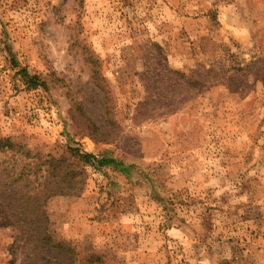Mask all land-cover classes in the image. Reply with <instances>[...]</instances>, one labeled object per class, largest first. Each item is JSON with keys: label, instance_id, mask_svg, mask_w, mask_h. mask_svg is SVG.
<instances>
[{"label": "rangeland", "instance_id": "1", "mask_svg": "<svg viewBox=\"0 0 264 264\" xmlns=\"http://www.w3.org/2000/svg\"><path fill=\"white\" fill-rule=\"evenodd\" d=\"M261 54L264 0H0V264H67L36 233L43 210L118 264H264V85L231 70ZM201 65L221 76L191 98L164 70ZM61 157L79 196L52 193Z\"/></svg>", "mask_w": 264, "mask_h": 264}, {"label": "trees", "instance_id": "2", "mask_svg": "<svg viewBox=\"0 0 264 264\" xmlns=\"http://www.w3.org/2000/svg\"><path fill=\"white\" fill-rule=\"evenodd\" d=\"M262 47V45H261ZM255 58V59H254ZM246 65L240 64L237 67H231V70L236 72L239 71H248L247 76L254 75L255 79L261 80L264 85V56L261 54L258 57H254ZM214 64V63H212ZM201 70H192L180 71L175 69H164L167 75H174L175 79L171 80V85L174 86L178 84L179 80L182 81V84L187 87V91L191 92L192 95L189 98L197 95L201 91V88L206 86V80L221 76V72L217 71L214 67L206 65H201ZM224 69H221L223 71ZM228 72V70H225ZM22 77L23 82L26 84L27 88H37L43 86L44 82L40 81V77L36 74H30L26 68L20 69L18 71ZM204 74V78H201L200 75ZM178 78V79H177ZM199 90V91H198ZM191 94V93H190ZM174 112V111H171ZM163 113H170V111H165ZM69 157L74 159L82 160L86 163L95 162L98 167L103 166H114L116 168L122 167V162L117 161L115 158L110 156H95L91 153L80 152L79 150H71L69 152ZM48 157V158H47ZM46 159L49 161L50 155ZM69 158H58L55 163H59V168L62 171H53L56 166L53 167V177H57L56 188L52 189L53 194H60L64 196H79L83 190L86 182V177L83 171H72L68 169V166H65ZM69 163V162H67ZM49 167H52V163L49 162ZM44 214V222L42 225L37 226L36 233L39 235L40 241L46 243L50 248L64 254L67 257V264H118L117 260L112 257L111 254L105 251L98 249H87L78 244L71 242L69 240L58 238L54 234L49 232V222L48 218L45 215V211H42ZM219 264H231L228 258H224Z\"/></svg>", "mask_w": 264, "mask_h": 264}, {"label": "crops", "instance_id": "3", "mask_svg": "<svg viewBox=\"0 0 264 264\" xmlns=\"http://www.w3.org/2000/svg\"><path fill=\"white\" fill-rule=\"evenodd\" d=\"M243 13H245V11H243ZM221 17H225V19H221L220 18V23H221V26H223V28L225 27L226 29L230 28L233 30V33L234 35L236 36V38H239V40L241 42H243L245 39H242V28L238 29L236 26H239V24H234V23H237L236 21H234V17H236L237 13L235 12L234 9H231V10H228V9H225L223 10L221 13ZM247 30V28H245ZM240 32V33H239ZM248 222V220H247ZM250 222L252 224H257V225H261V226H264V208H263V213L260 217H256V218H253L252 220H250ZM260 235V234H259ZM264 236V233L260 235V237H263ZM255 240V239H254ZM248 241H250V239L248 238ZM231 245H229V249L230 251L228 250V253L225 251V250H222L221 254L219 253V256H228L229 254H231L232 252L234 253L235 252V248H233V242L231 241L230 242ZM230 252V253H229ZM226 254V255H225Z\"/></svg>", "mask_w": 264, "mask_h": 264}]
</instances>
